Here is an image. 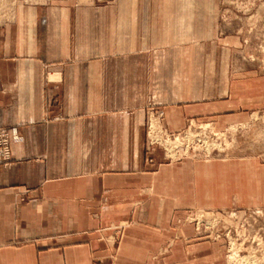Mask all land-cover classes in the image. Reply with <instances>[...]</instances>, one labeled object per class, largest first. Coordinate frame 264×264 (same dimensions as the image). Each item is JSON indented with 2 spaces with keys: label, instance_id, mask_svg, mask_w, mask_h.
<instances>
[{
  "label": "crops",
  "instance_id": "obj_1",
  "mask_svg": "<svg viewBox=\"0 0 264 264\" xmlns=\"http://www.w3.org/2000/svg\"><path fill=\"white\" fill-rule=\"evenodd\" d=\"M0 11V128L20 138L0 166V264H225L218 243L188 241L186 215L263 205L262 164L146 148L152 106L173 132L192 119L223 130L259 106V89L232 68L216 4L49 0Z\"/></svg>",
  "mask_w": 264,
  "mask_h": 264
},
{
  "label": "rangeland",
  "instance_id": "obj_2",
  "mask_svg": "<svg viewBox=\"0 0 264 264\" xmlns=\"http://www.w3.org/2000/svg\"><path fill=\"white\" fill-rule=\"evenodd\" d=\"M19 1L40 3L49 0H0V5L7 10V14L3 17L11 18ZM83 1L95 2V0ZM202 2L216 4L222 28L233 37L232 68L237 77L248 78L250 91H254L256 87L259 89L258 93L253 92L255 95L252 97V102L259 106L248 112V120L223 130L218 129L213 120L192 119L186 129L178 132L167 130L161 122L164 116L163 110L159 106H152L146 121V148L148 151L156 147L162 149L164 157L168 160H178L183 157H252L256 158L264 168V0H202ZM1 19L2 15H0ZM226 62L230 63L228 59ZM151 119H153L152 123L158 121L166 131L175 134L185 133L195 126V130L201 131H196V134L208 138L207 146H201L197 142L186 143V149L182 153L169 154L162 145L149 143L148 126ZM3 128L14 129L17 135L15 128L0 129ZM19 139L17 135L10 144ZM13 161L14 159L9 165ZM201 212L213 215L210 220L202 217L199 220L198 214ZM185 221L192 223L195 228V235L188 241L218 243L220 253L225 255V264L238 260V256L249 255L264 261V204L233 205L215 210L191 209Z\"/></svg>",
  "mask_w": 264,
  "mask_h": 264
},
{
  "label": "built area",
  "instance_id": "obj_3",
  "mask_svg": "<svg viewBox=\"0 0 264 264\" xmlns=\"http://www.w3.org/2000/svg\"><path fill=\"white\" fill-rule=\"evenodd\" d=\"M0 9L5 10L6 8L0 5ZM5 13L7 14V12ZM152 120H150L148 126V141L150 144L162 145L169 154L175 155L178 152L182 153V151H185L187 144L191 142H197L201 146H207L208 138L201 137L198 133L196 134V131H201L195 130V126L192 129L189 128L185 133L175 134L166 131L158 121L155 124L152 123ZM16 137L17 135L14 129H0V165L6 166L12 162L10 143ZM212 215L211 213L201 212L198 214V218L199 220L201 219L200 217L210 220ZM230 264H264V261L254 258L253 255H249L246 257L238 256V260L235 259Z\"/></svg>",
  "mask_w": 264,
  "mask_h": 264
}]
</instances>
